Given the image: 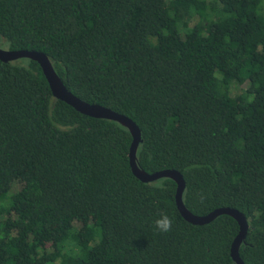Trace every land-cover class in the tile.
Here are the masks:
<instances>
[{"label":"trees","instance_id":"16d2710c","mask_svg":"<svg viewBox=\"0 0 264 264\" xmlns=\"http://www.w3.org/2000/svg\"><path fill=\"white\" fill-rule=\"evenodd\" d=\"M2 41L134 121L137 166L178 170L189 211L242 212L239 256L264 264V0H0ZM131 140L35 60H0V264H235L237 221H186L173 179L133 175Z\"/></svg>","mask_w":264,"mask_h":264},{"label":"water","instance_id":"95a60500","mask_svg":"<svg viewBox=\"0 0 264 264\" xmlns=\"http://www.w3.org/2000/svg\"><path fill=\"white\" fill-rule=\"evenodd\" d=\"M23 57L33 59L39 64L49 84L51 93L55 98L68 103L80 113L91 117L112 119L129 129L132 136V140L129 147L128 157L129 165L133 175L143 182H151L161 177H169L173 179L176 182V207L181 216L186 221L192 224H204L212 221L215 217L221 214H227L232 216L237 221L239 229L238 233L236 234L235 238L231 243L230 254L235 264H244L239 256L238 249L240 243L242 242L247 233L248 223L246 217L243 215L242 212L231 207H218L203 215H197L189 211L185 207L182 200V193L184 190L185 182L182 174L178 170L162 169L152 173H148L137 166L136 150L139 142L141 141V132L134 121L122 114L110 110L107 107L95 103L85 102L73 95L70 91L67 90L61 79L57 76V74L52 68L50 60L43 52L26 49L11 50L0 48V60L2 61L15 60Z\"/></svg>","mask_w":264,"mask_h":264},{"label":"clouds","instance_id":"9594fccd","mask_svg":"<svg viewBox=\"0 0 264 264\" xmlns=\"http://www.w3.org/2000/svg\"><path fill=\"white\" fill-rule=\"evenodd\" d=\"M155 190L163 191L164 185L162 184H155L152 185ZM154 227L160 233H168L172 231L173 228V219L166 213H161L157 219L154 221Z\"/></svg>","mask_w":264,"mask_h":264},{"label":"rangeland","instance_id":"374dc122","mask_svg":"<svg viewBox=\"0 0 264 264\" xmlns=\"http://www.w3.org/2000/svg\"><path fill=\"white\" fill-rule=\"evenodd\" d=\"M6 46H7V45H6V43H5V42H3V41H2V42L0 43V48H3V49H5V48H6ZM235 91H236V90H233V93H234Z\"/></svg>","mask_w":264,"mask_h":264}]
</instances>
